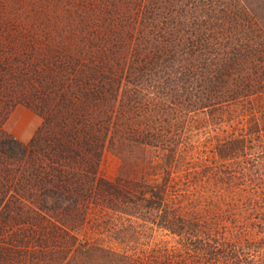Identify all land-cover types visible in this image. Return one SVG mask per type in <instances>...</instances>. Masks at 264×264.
Here are the masks:
<instances>
[{
    "label": "rangeland",
    "instance_id": "obj_1",
    "mask_svg": "<svg viewBox=\"0 0 264 264\" xmlns=\"http://www.w3.org/2000/svg\"><path fill=\"white\" fill-rule=\"evenodd\" d=\"M74 2L0 0V133L29 142L45 119L27 99L56 81L79 96L84 74L71 67H112L102 104L78 106L83 122L105 123L97 177L108 190L75 204L69 191H3L16 210L0 241L30 243L0 264H264V60L248 83L233 78L237 95L224 66L210 83L228 97L186 112L127 75V61L101 58ZM23 175L20 154L0 150V179L24 186Z\"/></svg>",
    "mask_w": 264,
    "mask_h": 264
},
{
    "label": "trees",
    "instance_id": "obj_2",
    "mask_svg": "<svg viewBox=\"0 0 264 264\" xmlns=\"http://www.w3.org/2000/svg\"><path fill=\"white\" fill-rule=\"evenodd\" d=\"M75 1L72 17L87 31L91 30L89 33L98 32L91 39L101 58L114 56L120 64L127 61V75L139 79L144 87L164 99L182 102L186 112L191 107L214 108L218 98L228 97L224 92L226 86L210 83L213 77L222 75L224 66L225 71L229 69L223 83L235 84L229 90L234 95L240 92L234 77L248 83L249 76L262 72L264 0ZM234 52L239 53L237 59ZM244 52L250 58L246 71L238 68L239 55ZM71 68L73 74H84L79 96L69 94V86L56 81L55 87L51 85L40 90L34 99H27L45 119L29 142L0 133L1 152L10 156L20 154L26 180L20 186L19 179H0V236L2 225L9 222V213L16 210L3 191H28L29 187L38 191H69V200L75 204L88 193L108 190L104 180L97 177L104 146L101 128L105 123L99 120L96 128L97 123L91 120L83 122L78 106L85 100L100 106L107 88L103 80L108 82L107 74L114 77L116 73H112L110 66L87 64L81 70ZM109 86L113 92L111 82ZM50 196H43L42 202L46 204ZM53 198L52 202L58 200L55 195ZM25 233L24 230L22 234ZM14 240L17 241H0V259L14 255L17 247L30 243L24 237Z\"/></svg>",
    "mask_w": 264,
    "mask_h": 264
}]
</instances>
